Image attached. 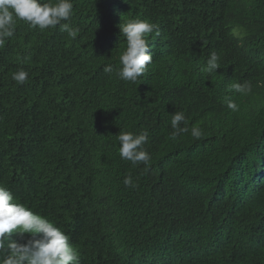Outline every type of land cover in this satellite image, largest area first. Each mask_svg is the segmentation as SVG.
<instances>
[{
  "label": "trees",
  "instance_id": "trees-1",
  "mask_svg": "<svg viewBox=\"0 0 264 264\" xmlns=\"http://www.w3.org/2000/svg\"><path fill=\"white\" fill-rule=\"evenodd\" d=\"M72 3L75 39L17 20L0 47V186L67 234L79 264H264V0ZM135 19L156 29L132 83L116 72L119 25ZM181 111L189 132L172 139ZM143 131L151 159L134 165L117 135Z\"/></svg>",
  "mask_w": 264,
  "mask_h": 264
},
{
  "label": "clouds",
  "instance_id": "clouds-1",
  "mask_svg": "<svg viewBox=\"0 0 264 264\" xmlns=\"http://www.w3.org/2000/svg\"><path fill=\"white\" fill-rule=\"evenodd\" d=\"M72 10V0H55L54 3L52 0H0V47L4 46L7 38L14 35L17 20L40 29L60 25L63 31L75 39L78 30L72 29L67 23H61L70 18ZM119 29L126 39V50L120 55L121 67L116 75L121 80L136 83L152 62L146 37L156 29V25L147 20L135 19L119 25ZM218 60V55L211 53L203 70L213 73L219 68ZM104 71L112 73L113 67L105 66ZM12 78L18 84H23L28 79V72L21 69ZM232 88L245 95L252 91L249 82L233 84ZM227 107L232 111L238 110V105L231 100L227 101ZM182 123L187 124L184 113H174L171 119V127L174 129L172 139L189 132V127H181ZM191 135L194 139H199L203 133L199 127L193 126ZM117 139L122 159L131 161L134 165L150 161V154L143 149L148 139L147 131L140 134L119 132ZM123 183L126 187L136 186L130 175L125 177ZM13 200L12 192L0 186V264H79L78 252L67 234L47 218ZM13 233L21 239H11ZM26 233L29 238L24 239L23 235Z\"/></svg>",
  "mask_w": 264,
  "mask_h": 264
}]
</instances>
